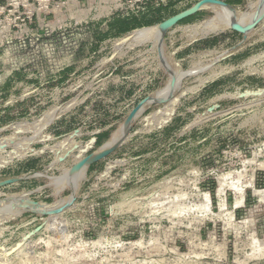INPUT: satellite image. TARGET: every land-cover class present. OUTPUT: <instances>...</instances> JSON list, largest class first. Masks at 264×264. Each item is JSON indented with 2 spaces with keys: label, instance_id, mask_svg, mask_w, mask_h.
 Wrapping results in <instances>:
<instances>
[{
  "label": "rangeland",
  "instance_id": "obj_1",
  "mask_svg": "<svg viewBox=\"0 0 264 264\" xmlns=\"http://www.w3.org/2000/svg\"><path fill=\"white\" fill-rule=\"evenodd\" d=\"M107 2L0 0V264H264V0H205L167 30L181 74L164 92L156 29L190 7L116 32ZM213 2L252 14L221 28ZM85 100L90 111H70ZM105 127L114 153L90 177L91 133ZM239 173L243 207L228 188L222 210L218 178Z\"/></svg>",
  "mask_w": 264,
  "mask_h": 264
},
{
  "label": "bare ground",
  "instance_id": "obj_2",
  "mask_svg": "<svg viewBox=\"0 0 264 264\" xmlns=\"http://www.w3.org/2000/svg\"><path fill=\"white\" fill-rule=\"evenodd\" d=\"M203 3L204 2H201L198 5V7H199L200 10H202L201 5ZM208 6L209 7L210 6H213L215 8H219V9H221L224 12L223 17H220V23H221L220 27L221 28L226 27L228 23H233L235 21H240L243 18H246L248 15L252 14L251 12L240 11V10L234 8L231 5H228V4H225V3H221V2H213L211 4H208L207 7ZM261 10H264V6L261 8ZM171 25H172L171 22H167L165 24H162V26H159V27L157 26V29H156V31H157L156 41H157V43H158V45H159V47H160V49H161V51L163 53L162 61L164 60V62L166 63V65H168V67L170 69V73H171V75L173 77L171 83L166 88H164L163 90H161V92L171 90L173 87H175L176 86V83L178 81V78H179V76L181 74V70H180L179 66L167 54V48H166V45H165V42H164V34L166 33L167 30H169L171 28L170 27ZM157 93L160 94V92H157ZM144 105L140 108V110L138 111V113H141ZM138 115H140V114H138ZM131 119H133V117ZM131 119L129 120L130 122H131ZM122 142H123V140H122ZM121 143H119V145ZM113 148L114 147H104L103 148V146H101L96 152H94L95 153L94 154V157L103 155V154L109 152ZM251 161L252 160H248L249 163ZM88 164H89L88 161H86L83 164L82 167L85 166L88 169ZM230 176H231V174H226V175L220 176L218 178L217 195L221 199L220 206H221L222 210H224V207L226 205V192H227V189L228 188H230L231 190L235 191L236 194H237V196H238L237 199H236V203H235V207L236 208L243 207V203H244V199H245V189L243 187L240 188V186H239V184L241 183V180L243 178V174L239 173L238 174V177L236 179H234V182L231 183V184H229L230 182L228 183V179H229ZM254 192H255L256 195L262 196V198L264 199V189L254 188ZM203 196L205 197V199H204V202L202 203L201 209H204L203 211H210V212H212V210H211V205H212L211 194L208 193V192H206V193H204ZM244 223H247V220H245ZM263 244H264V242H263Z\"/></svg>",
  "mask_w": 264,
  "mask_h": 264
},
{
  "label": "built area",
  "instance_id": "obj_3",
  "mask_svg": "<svg viewBox=\"0 0 264 264\" xmlns=\"http://www.w3.org/2000/svg\"><path fill=\"white\" fill-rule=\"evenodd\" d=\"M177 0H109V2L105 3V4H108L110 5V7H107L104 12H106V15L103 16V19L107 18H113V19H121V20H124V19H129V18H133V17H140L141 15H144V14H149L150 12L152 11H155V10H158V9H164L168 6H170L172 3H175ZM201 0H197V2H199ZM185 3H186V6H193L195 3H193L192 0H185ZM203 11H207V10H199L198 13L200 12H203ZM165 21V20H163ZM106 25V23H105ZM197 24L193 25V26H186L185 29H193L194 26H196ZM137 30V29H136ZM135 30H133L134 32ZM15 70H11L10 71V75L13 74ZM157 71L156 69L153 70L154 73L157 74ZM156 81V75L153 76V77H148L147 78V83L145 84L144 87H150L154 84V82ZM88 100H85L84 102H82L81 104H76L77 106H73L72 104V108L70 111H75V109L77 107H81L83 105H85L87 103ZM77 103V102H76ZM75 104V102H74ZM91 107H94V102H91L87 105L84 106V108L87 110V111H90ZM173 119V118H172ZM171 119V121H172ZM170 121V122H171ZM169 122V123H170ZM106 130H109V127H105L104 130H100V131H97V132H92L91 133V136L93 138H97V136H99L101 133H103L104 131ZM95 143V142H94ZM93 143V146L92 148H95V145ZM31 173V172H30ZM28 173V174H30ZM33 173V172H32ZM27 179V177H26ZM26 179H23V180H26ZM42 187L38 188V190H41ZM31 194H28V199L30 198Z\"/></svg>",
  "mask_w": 264,
  "mask_h": 264
},
{
  "label": "water",
  "instance_id": "obj_4",
  "mask_svg": "<svg viewBox=\"0 0 264 264\" xmlns=\"http://www.w3.org/2000/svg\"><path fill=\"white\" fill-rule=\"evenodd\" d=\"M202 1H205V0H201V1L197 2V3H195L193 6H191V7L188 8L187 10H184V11H182V12H180V13L174 15V16H172V17L166 19V20L163 21V22H167V21H168V22H171L172 25H171L170 27L172 28L173 26L177 25L179 22H181V21H183V20H185V19H187V18H189V17H191V16L197 14L198 11L200 10L199 7H198V5H199ZM216 1H220V0H216ZM171 28H170V29H171ZM244 95H245V94H244ZM243 97H244V96H243ZM140 104H141V102H140L136 107H134L131 111H129V113H128V114L126 115V117L124 118L123 123H126V122L128 121L129 117H130V116L134 113V111L140 106ZM95 141H96V139L94 138V139H93V143H94ZM113 153H114V152H110V153L103 154V155H100V156H97V157H94V154H95V153H92V154L86 156V159H87V161H88V163H89V164H88V169L90 168L91 165H93V164H97V163H100V162H102V161L108 159ZM87 171H88V170H87ZM21 180H22L21 178H15V179L9 180V181H7V182H3V183H1V184H12V183H15V182H20ZM75 199H76V198H75ZM75 199H73V200L70 202L69 206H67V207H66L64 210H62L60 213H63L66 209H69V208L73 205V203L75 202ZM34 213H36V212H34ZM37 214H39V213H37ZM42 215H49V213H43Z\"/></svg>",
  "mask_w": 264,
  "mask_h": 264
},
{
  "label": "crops",
  "instance_id": "obj_5",
  "mask_svg": "<svg viewBox=\"0 0 264 264\" xmlns=\"http://www.w3.org/2000/svg\"><path fill=\"white\" fill-rule=\"evenodd\" d=\"M240 11H242V10H240ZM9 83H11V81L9 82ZM9 83H8V85H9ZM218 88L219 87H217V84H214L213 86H211V87H209L208 88V90H206L205 92H204V94H203V99H206V96H208V97H211L212 95H214V94H216V92L218 91ZM108 130H106V131H104L103 133H101V135H99V136H97V138H96V141H95V143H94V145H95V147H97V146H99V145H101V144H104L103 142H106L108 139H109V136H110V133H108L107 132ZM104 135H107L106 136V139L104 140V141H100V139L99 138H101L102 136H104ZM97 139H98V145H96V143H97ZM92 166V168L90 169V171H89V169H88V173H89V176L90 177H93V176H95L98 172H99V166H100V163H97V164H93V165H91ZM22 167V169H18V170H22V171H24V170H29V168L28 167H26V166H21ZM37 168H39V166H36V167H32V168H30V170H35V169H37Z\"/></svg>",
  "mask_w": 264,
  "mask_h": 264
},
{
  "label": "trees",
  "instance_id": "obj_6",
  "mask_svg": "<svg viewBox=\"0 0 264 264\" xmlns=\"http://www.w3.org/2000/svg\"><path fill=\"white\" fill-rule=\"evenodd\" d=\"M166 18L164 17L163 19H162V21L163 20H165ZM189 18H187V19H185V20H183V21H181V22H179V24H182V23H188V22H190L189 20H188ZM126 20L127 19H124V20H121V19H115L113 22H111V24H110V28H111V30H113V31H116V32H127V31H130V30H134V29H138V28H142V27H147V26H152V25H154V24H156V23H153V24H149V25H145V26H141V27H131L130 25H128V24H126L125 22H126ZM161 21V22H162ZM157 23H160V22H157ZM98 139H97V143H96V145H98ZM103 144H101V145H99V146H97V147H101ZM96 148V147H95ZM92 168V166H90V169ZM90 169H89V171H90ZM212 182V185L214 186V181H211ZM211 196H214V188L212 187V189H211Z\"/></svg>",
  "mask_w": 264,
  "mask_h": 264
}]
</instances>
